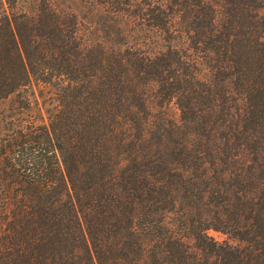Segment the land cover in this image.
Returning a JSON list of instances; mask_svg holds the SVG:
<instances>
[{"label": "trees", "instance_id": "obj_1", "mask_svg": "<svg viewBox=\"0 0 264 264\" xmlns=\"http://www.w3.org/2000/svg\"><path fill=\"white\" fill-rule=\"evenodd\" d=\"M2 103L0 264H264L261 0H0Z\"/></svg>", "mask_w": 264, "mask_h": 264}, {"label": "rangeland", "instance_id": "obj_2", "mask_svg": "<svg viewBox=\"0 0 264 264\" xmlns=\"http://www.w3.org/2000/svg\"><path fill=\"white\" fill-rule=\"evenodd\" d=\"M261 11L264 12V0H261ZM6 105L7 104H5V103L0 104V116L8 113L9 110L5 108ZM168 109H169V113L171 114V116L177 117L178 111L174 107V105H172V103L169 104ZM0 125H1V123H0ZM207 235L212 237L214 240H216L218 242L225 239L224 235L220 234L219 232L212 231V230H208Z\"/></svg>", "mask_w": 264, "mask_h": 264}]
</instances>
